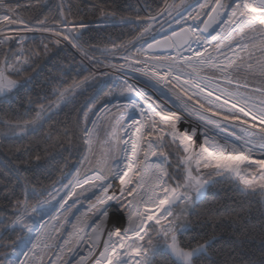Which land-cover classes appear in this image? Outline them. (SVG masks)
I'll list each match as a JSON object with an SVG mask.
<instances>
[{"label":"snow or ice","instance_id":"snow-or-ice-1","mask_svg":"<svg viewBox=\"0 0 264 264\" xmlns=\"http://www.w3.org/2000/svg\"><path fill=\"white\" fill-rule=\"evenodd\" d=\"M183 2L167 5L159 14L179 15ZM17 8L0 0V12L4 13L0 14V46L25 41L27 37L20 35L21 32L40 31L51 34L55 44L67 42L88 56V50L78 43L81 30L87 27L83 21H69L62 15L59 21L49 22V17H45L39 21V28H32L18 14ZM101 16L111 18L103 8ZM201 16H207L202 29L198 26L181 28L171 36L153 40L146 48L132 52L134 42H141L152 31L150 21L156 18L151 17L137 24L139 31L130 40L113 46V51H127L128 55L123 57V65L112 67L135 68L150 77L156 83H146L153 92L149 94L127 80L119 83L121 94L129 95L128 103L116 107L137 112L130 114L127 120H117L113 126L110 135L115 139L116 155L111 156L106 168L98 167L99 159L93 165L91 156L97 120L91 121V128L87 127L88 114L85 113V124L80 128V139L86 146L80 161L84 174L82 176L78 168L75 182L69 181L64 187L72 188L66 194L69 198L76 188L85 184L98 188L100 194L95 202L89 203L87 212L77 216L73 231L63 244L44 242V231H38L34 241L17 236L10 244L2 246L11 248L13 253L20 248L25 259L6 258L0 264H36V261L39 264H72L65 255L76 252L81 243L88 246V252L87 256H80L76 264H153L155 250L150 255V249H153L154 240L155 249L166 255L170 264H196L202 256L212 259L209 249L214 237L194 245H186L179 238L191 227V221L182 220L185 211L195 212L204 198L206 186L215 182L205 179V175L227 179L241 193L257 190L264 193V0H204L189 19L196 21ZM123 20L121 17V22ZM7 32L13 34H5ZM193 42L200 47L193 49ZM185 46L191 55L182 54ZM44 48L47 51L46 44ZM153 49H176V52L174 55H149ZM23 52L21 49L13 53L11 61L7 55L0 61V94L24 84L13 78L22 71L21 66L29 62ZM81 83L73 82L63 89H54L56 100L40 104L30 120L2 121L11 129L6 135L23 138L29 133H38L44 122L51 119L50 114L65 103ZM158 84L172 94L169 100L176 110L169 108L163 96L157 93ZM111 94L110 89L106 95ZM100 113L116 120L108 105L96 113L97 117ZM181 125L184 126L181 128ZM63 133L67 137L70 130L65 127ZM43 139L53 140L54 137L51 132H45ZM39 144L37 141V146ZM170 155L177 159L173 171H169ZM49 156L45 148V157ZM45 157L36 154L30 162L39 167ZM110 180H118L119 186ZM38 194L35 186L25 178L23 198H16L11 204L15 217L11 220L12 227L19 225L31 230L30 221L37 218L33 214L39 204L33 206L30 198ZM60 207L71 211L64 198ZM178 207L179 212L175 211ZM213 220L210 216L208 222ZM24 248L27 250L23 251ZM54 248H59V252H53L55 259L45 261V249L52 251ZM76 255L79 256V252Z\"/></svg>","mask_w":264,"mask_h":264},{"label":"trees","instance_id":"trees-1","mask_svg":"<svg viewBox=\"0 0 264 264\" xmlns=\"http://www.w3.org/2000/svg\"><path fill=\"white\" fill-rule=\"evenodd\" d=\"M166 2L167 0H3L5 4L18 6V14L30 27H39V21L45 17H49V22L52 19L59 21L62 15L69 21L92 24L81 31L78 43L88 50V56L83 55L80 50L79 52L93 66L99 65L98 60L120 62V57L128 52L113 51V46L130 40L139 31L137 24L150 20ZM101 8L111 15L110 19L101 16ZM121 17L124 18L122 22ZM134 43L132 52H135L139 44ZM9 48L11 51H8ZM21 49L24 50L23 55L29 57V62L22 65V71L13 78L24 81V84L0 96V262L13 257L11 248H5L3 244H10L17 236L28 237L20 226H11V220L15 218L11 204L16 198H23L25 178L39 193L30 198L33 206L66 183L67 177L86 151V146L80 139L85 113L89 119L94 109L107 104L110 95L106 93L113 90L114 85L113 79L109 77L91 78L92 70L74 52L62 44H55L54 39L46 36L27 38L6 47L0 46V61L5 55L11 61L14 59L13 53H18ZM84 81L87 82L83 83ZM73 82L83 84L50 114L51 119L44 122L38 133H29L23 138L6 135L11 129L2 121L32 119L40 104L47 105L56 100L54 89H63ZM65 127L70 130L67 137L63 133ZM45 132H51L54 139L45 141ZM37 141H40L39 146ZM18 148L20 151H17ZM45 148L49 157H45ZM36 154L45 157L39 167L30 162ZM172 156L171 160H175L176 156ZM210 216L214 217L212 223L208 222ZM187 221H191L190 230L179 236L184 244L194 245L197 241L215 238L209 249L212 259L202 256L196 264H212V261L215 264H264V196L260 197L254 192H238L234 185L222 181L208 188L195 212L191 211L187 215ZM153 264H170V260L157 250Z\"/></svg>","mask_w":264,"mask_h":264},{"label":"rangeland","instance_id":"rangeland-1","mask_svg":"<svg viewBox=\"0 0 264 264\" xmlns=\"http://www.w3.org/2000/svg\"><path fill=\"white\" fill-rule=\"evenodd\" d=\"M182 0H176L175 5H181ZM201 3H204V0H200L199 3H194L191 10L183 16V18H179L177 20H170L165 25L161 27H157L153 25L152 31L145 37L142 38V42H138L139 44L136 46V49L143 48V44L145 40H148L151 37L157 36L162 39L163 36H166V31H172L179 32L181 28L186 27H199L203 28V21L207 19V16H201L199 20L193 21L189 19L190 14L195 15L196 11L199 10V6ZM189 4L188 0H184L183 6ZM0 14H4L3 12H0ZM227 19V17H225ZM152 23V21H151ZM153 24V23H152ZM63 25H61L62 27ZM40 27V26H39ZM39 27H32V28H39ZM213 27H216L215 25ZM218 31L219 28H216ZM212 31L211 29L209 30ZM5 34L12 35L13 33L7 32ZM214 35L215 32H212ZM20 35L25 36L27 38H35L39 36H46L54 39V37L51 36L49 33H43L40 31H34V32H21ZM207 35V33H205ZM63 46L67 47L69 50L74 52L82 61V63L89 69L92 70V77L95 76H102L103 78H111L113 79L114 85L112 94L109 96V102L105 105H108V108L111 110V112L116 116V120H112L111 117H109L106 113H100V116L97 117L96 113L100 112V109L103 108L105 105L94 109L88 119L87 127L91 128L93 125L91 123L92 120H97V126H96V135L94 136V143H93V154L91 156L93 165H96L97 159L100 160V163L98 165L99 168H106V165L110 162V158L113 155H116V144L115 139L110 133L112 132L113 126L116 124L117 120L124 119L127 120V117L137 112L135 109H119L118 105H123L128 103V95L127 93H124L123 95L120 92V89L118 87L119 83L123 80H127L129 83H134L137 87L144 88L145 91H147L149 94L153 92L152 87L150 84L146 83V81H151L152 84H155L156 82L154 80H151L150 77L145 76L143 73L136 71L135 68H116L114 69L112 65H123L125 63L123 57L127 55H122L121 61H111L106 62L105 60H98V66H93L90 64L79 52V50L76 47H73L72 44H69L67 42H61ZM235 45H233L234 47ZM191 47L193 49H198L200 47L199 44L193 42ZM136 51V50H135ZM226 53L228 52V49L224 50ZM176 52V49H171L170 51H165L162 55H174ZM182 54L184 56H189L191 53L187 50V46H185L184 49H182ZM161 56V55H156ZM139 67V66H137ZM88 81V80H87ZM87 81H84L83 83H86ZM81 83V84H83ZM157 93L159 95L163 96V99L165 102L168 103L169 108L172 110H176L171 101L169 100V97L172 95L168 89H165L162 84H158L156 86ZM5 94H0V96H3ZM138 100L139 98L136 97ZM174 100L175 97H172ZM121 113H123V117H121ZM184 125H181V128ZM232 130L231 128L229 129ZM238 131V130H237ZM124 139L127 140L128 137L124 136ZM86 152V151H85ZM84 156V155H83ZM173 158L172 155L169 156V162L171 164V167L169 168L170 171H173L177 166V160H171ZM259 158V157H257ZM83 159V157H82ZM81 159V160H82ZM80 160V161H81ZM80 161L76 164L74 170L71 172V174L67 177V181L65 184L59 186L58 188L54 189L44 200H42L39 203V207L37 208V212L33 214L34 217H37L33 220H31V230L23 229L27 234L28 237L32 241L35 240L37 232L38 231H44L46 232V236L44 237V242L53 244V245H59L63 244L64 240L69 238V233L73 231L72 225L76 223L77 216H80L82 213L87 212L89 203L95 202V198L97 195L100 194V190L98 188L90 187L89 185L85 184L82 186V188H76L75 192L72 197H67V192L72 191L71 186L68 188H65V185L69 184V181L75 182L74 178L77 174V169H80V173L83 176L84 174V167H81ZM88 167H91L88 166ZM89 175L91 173L89 172ZM205 179H213L215 182L208 184V188L211 185L217 184L222 181L229 182L227 179H222L220 177H210L208 175H205ZM109 182L113 183L117 187L119 186L118 180H110ZM230 183V182H229ZM231 184V183H230ZM110 191H112L110 189ZM255 194L259 195L260 197L264 196V193L260 191H255ZM62 198L67 200V206L71 208V211H67L64 208L60 207V203ZM44 201H48V203H44ZM78 201V202H77ZM114 203V202H113ZM181 209L178 207L175 209V211L179 212ZM110 209V213H111ZM191 212V210H186L184 213V216L182 217V220L187 221V215ZM53 217H57V219H53ZM42 225L44 226L42 228ZM91 229H88L90 231ZM106 238V237H105ZM155 243L154 240L153 243V249H150V255L152 252L157 249H155ZM31 246V243L28 245ZM43 247V244L41 245ZM27 249L24 248L23 251H26ZM53 252H59V248H54L52 251H48L45 249V253L43 256V259L47 261L49 258L55 259V256L53 255ZM76 252H79V256L76 255ZM76 252L73 253H67L65 255V259L71 260L72 264H76V260L80 258V256H87L88 252V246L86 244H79L76 247ZM12 258L10 259H16L17 256L19 259H25V257L22 255V251L20 248H17V252H12ZM36 264H39V261H36Z\"/></svg>","mask_w":264,"mask_h":264},{"label":"built area","instance_id":"built-area-1","mask_svg":"<svg viewBox=\"0 0 264 264\" xmlns=\"http://www.w3.org/2000/svg\"><path fill=\"white\" fill-rule=\"evenodd\" d=\"M176 0H167L166 4L164 5L163 8H165L167 5H174ZM162 8V9H163ZM161 12V10H160ZM158 12L156 15L152 16L155 17V21H152L154 26L161 27L163 26L171 17L167 15V13L159 14ZM19 53V52H18Z\"/></svg>","mask_w":264,"mask_h":264},{"label":"flooded vegetation","instance_id":"flooded-vegetation-1","mask_svg":"<svg viewBox=\"0 0 264 264\" xmlns=\"http://www.w3.org/2000/svg\"><path fill=\"white\" fill-rule=\"evenodd\" d=\"M189 12V11H188ZM187 12V13H188ZM186 13V14H187ZM185 14V15H186ZM184 15V16H185ZM167 33L165 34L166 36H171L172 35V33L174 32V31H166ZM165 36H163L162 37V39L164 38ZM153 40H161V38L160 37H157V36H154V37H151V38H149L148 40H145V42H144V44H143V48H146L147 47V44H150V43H152L153 42ZM153 50H157V49H153ZM158 50H163V53H158V52H150L149 53V55H162V54H164V52L165 51H170L171 49H158Z\"/></svg>","mask_w":264,"mask_h":264},{"label":"water","instance_id":"water-1","mask_svg":"<svg viewBox=\"0 0 264 264\" xmlns=\"http://www.w3.org/2000/svg\"><path fill=\"white\" fill-rule=\"evenodd\" d=\"M192 6H193V4H188V5H186L184 8H182V10L180 11L179 15L175 14V15L172 17V20H174V19H179V18H181L182 16H184ZM86 25L89 26V25H92V24H86ZM82 30H83V29H82ZM82 30H81V31H82ZM151 52H158V53H161V52H163V50H158V49H157V50H151ZM207 191H208V186H206V188H205L204 197L206 196ZM17 226H19V225H17Z\"/></svg>","mask_w":264,"mask_h":264}]
</instances>
